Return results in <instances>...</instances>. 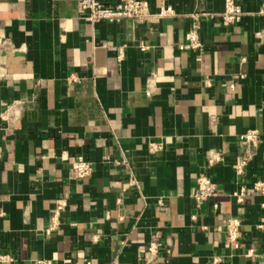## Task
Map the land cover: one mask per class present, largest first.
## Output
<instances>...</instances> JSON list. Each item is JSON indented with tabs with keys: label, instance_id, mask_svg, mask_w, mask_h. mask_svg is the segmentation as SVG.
<instances>
[{
	"label": "crops",
	"instance_id": "crops-1",
	"mask_svg": "<svg viewBox=\"0 0 264 264\" xmlns=\"http://www.w3.org/2000/svg\"><path fill=\"white\" fill-rule=\"evenodd\" d=\"M143 1L146 19L92 23L77 0H0V255L11 264H140L151 240L150 264H264L253 187L264 180L263 0H238L241 20L227 26L223 0ZM194 19L202 48L181 50ZM249 129L259 141L236 173ZM77 155L93 165L81 179L69 176ZM202 172L217 193L196 208Z\"/></svg>",
	"mask_w": 264,
	"mask_h": 264
},
{
	"label": "built area",
	"instance_id": "built-area-1",
	"mask_svg": "<svg viewBox=\"0 0 264 264\" xmlns=\"http://www.w3.org/2000/svg\"><path fill=\"white\" fill-rule=\"evenodd\" d=\"M77 10L81 17L84 19L96 23V22H114L122 18H132L137 20L146 19L151 15L149 7L143 0H117L114 4H104L99 0H77ZM173 13L171 5L160 7L156 13L158 16H164ZM258 13L264 18V0L258 8ZM243 11L238 3V0H223V10L220 13L221 23L225 26L235 24L241 20ZM199 25L198 20L194 19L190 28L185 33L184 41L179 44L181 50H195L201 49L202 44L199 39ZM260 37V33H257ZM141 49H145L141 46ZM122 54L118 55L120 59ZM229 88H233V85H229ZM2 117V116H1ZM3 118V117H2ZM259 132L256 129H249L240 136L241 147L236 154L233 168L236 173H241L252 156L253 149L259 141ZM150 150L159 149L160 145L157 143H149ZM217 155H214V159H217ZM107 159V157H105ZM210 159L209 162H212ZM93 165L92 162L85 159L82 155H77L72 161L69 169V176L74 179H81L89 176L92 173ZM254 189H257L264 193V180H258L253 184ZM245 189L242 187L239 191L233 192V196L238 202L243 201ZM217 193L216 184L212 181L211 177L202 172L196 179L195 189L192 194V199L196 208L215 196ZM162 203L160 202V205ZM67 205V199L62 194L56 199V205L53 209L48 226L44 229V234L49 236L60 226V215ZM163 206V205H161ZM213 208H217V203L213 204ZM192 219H195V215H191ZM258 228H264V216L260 223L257 225ZM206 229V226H202ZM225 235L228 245L237 249L240 247V220L237 217H230L225 225ZM158 243L155 240L149 241L145 250L140 255V264H150L157 259ZM253 248L247 250L246 254L251 255ZM0 260L11 264L12 258L8 255H0ZM34 264H47L45 261H36Z\"/></svg>",
	"mask_w": 264,
	"mask_h": 264
}]
</instances>
